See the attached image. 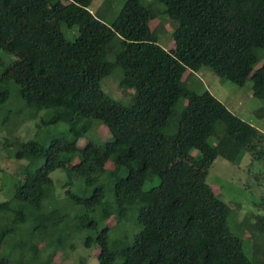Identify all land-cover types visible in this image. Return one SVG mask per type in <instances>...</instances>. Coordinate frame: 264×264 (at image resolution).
Here are the masks:
<instances>
[{
  "label": "trees",
  "instance_id": "obj_1",
  "mask_svg": "<svg viewBox=\"0 0 264 264\" xmlns=\"http://www.w3.org/2000/svg\"><path fill=\"white\" fill-rule=\"evenodd\" d=\"M92 1L0 0V106L11 83L23 103L16 111L0 107V126L16 129L24 114L38 118L37 130L63 122L72 134L15 148L27 170L0 200V245L8 247L0 264L48 263L57 247L47 259L43 251L71 245L73 232L99 248L98 264H264L259 245L251 257L243 250L228 226L231 208L206 182L217 157L234 162L246 151L264 159V132L188 85L205 67L237 85L250 79L252 95L264 101V0H125L110 22ZM156 3L176 24L170 49L149 25ZM63 24L77 27L73 40ZM115 67L119 87L134 89L127 104L100 85ZM255 115L264 117V105ZM94 120L112 139L79 146ZM111 155L116 167L107 169ZM55 170L67 177L64 201ZM134 207L136 229L111 235L106 220L124 219ZM257 218L264 229V215Z\"/></svg>",
  "mask_w": 264,
  "mask_h": 264
},
{
  "label": "rangeland",
  "instance_id": "obj_2",
  "mask_svg": "<svg viewBox=\"0 0 264 264\" xmlns=\"http://www.w3.org/2000/svg\"><path fill=\"white\" fill-rule=\"evenodd\" d=\"M125 0H93L90 8L94 10L100 9L101 17L110 22L120 10V7ZM146 5H149L152 0H142ZM154 1V0H153ZM155 10V17L150 20L149 25L158 36V41L165 49H170L174 46L173 31L175 29V22L164 12V6L156 3L152 6ZM62 30L66 37L70 40L76 36L77 27H67L62 25ZM3 52L0 51V56ZM5 55V54H4ZM6 61L13 57L6 55ZM262 60L255 66H259ZM189 71L184 72L183 78H187ZM121 77V69L115 67L108 75L102 77L100 85L102 89L112 98L127 104L131 100V94L134 89L124 91L119 87V80ZM188 85L197 92L204 90L210 91L217 99H219L230 111L240 118L253 124L258 129L264 132V117L260 118L255 115V110L264 105V101L252 95L251 80H247L243 85H237L231 81L224 80L212 73L207 68L203 67L195 72L190 79ZM131 95V96H130ZM20 100L17 97L16 85L10 84L9 99L2 104V112L8 109L16 111L21 109ZM186 101L181 100L176 105V110H180ZM23 104V103H22ZM38 118L27 119L24 117L16 129L13 127L3 128L0 126V200L7 199L11 194L13 187V180L18 177H23L27 170L26 160H17L14 155L15 148L22 142L29 138H38L45 143H48L52 136L63 137L67 139L72 138L67 124L57 122L51 125L43 126L41 129L36 126ZM38 132V133H37ZM112 139V133L108 127L98 120L92 121L87 134L77 141L79 146H85L87 143L100 144L106 140ZM193 154L197 150H191ZM114 155L105 163L107 169L116 167L113 160ZM77 156L74 162H78ZM37 164L30 166L33 169ZM56 180V188L59 192V197L64 201V190L62 182L67 180L65 173L55 170L50 174ZM206 182L212 187L215 194L225 201L231 208L228 216L229 229L239 237L243 242V250L249 257L252 255V249L255 245H259V249L264 251V229H261V221L258 222L257 216L264 215V159L256 160L248 152L243 151L239 154L234 162H230L222 157H217L210 166ZM150 184L146 183L145 187ZM111 187V185H109ZM105 199L112 196L111 190L105 186ZM109 193V195H108ZM124 219H119L117 215H111L107 220V224L112 227V233L116 232V236L125 234V231L135 230L133 228L134 221L137 214V207L132 208ZM116 224V225H115ZM252 227L250 228V226ZM85 235V234H84ZM71 245L68 244L60 247L51 245L47 249L48 243L41 238H35L34 242L43 251V255L49 258L48 252L52 253L57 247L54 255L50 258L48 263L44 264H98L97 254L98 247H85L82 242V235L73 232L69 236ZM56 246V247H53ZM8 247L0 245V254L5 255ZM45 252V253H44ZM12 259L17 260L20 256L11 253Z\"/></svg>",
  "mask_w": 264,
  "mask_h": 264
}]
</instances>
